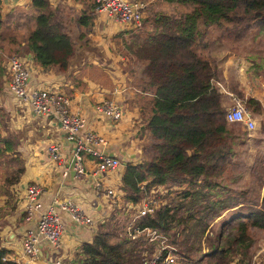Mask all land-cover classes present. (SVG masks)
Listing matches in <instances>:
<instances>
[{
    "label": "trees",
    "instance_id": "16d2710c",
    "mask_svg": "<svg viewBox=\"0 0 264 264\" xmlns=\"http://www.w3.org/2000/svg\"><path fill=\"white\" fill-rule=\"evenodd\" d=\"M79 2L82 8L76 23L88 29L94 17V0ZM163 2L177 10L154 14L151 32L130 40L135 59L143 62L146 78L139 106L145 118L141 131L148 143L143 147L147 150L144 160L125 164L117 188L131 205L151 187L166 190L161 204L137 218L134 225L164 236L175 248V264H228L236 257L246 263L252 249L249 230L264 231V208L257 203L261 186L264 200V164L255 171L257 188L252 197L233 192L224 182V175L232 177L231 168L237 164L235 147L241 138L233 135L235 125L224 120L226 107L215 84L222 81L217 65L221 61L216 63L209 49L221 44V37L232 35L236 43L245 37L264 52V0ZM64 28V15L48 0H30L25 7L5 14L0 8V83L2 77L7 78L4 56L30 54L38 67L64 71L74 53L73 41ZM23 30L26 37L21 45ZM244 104L250 112H260L258 101L246 98ZM261 125L264 130V118ZM3 128L0 125V146L8 149ZM22 171L17 166L0 178V192L7 203L12 197L9 186ZM11 204L7 213L14 210ZM233 207L229 220L222 221L217 230L210 228L212 219ZM115 214L98 224L91 240L74 248L62 263L149 264L143 252L149 254L156 243L149 242L144 233L128 235L124 230L127 218L122 212ZM7 253L0 246V264H18L2 260Z\"/></svg>",
    "mask_w": 264,
    "mask_h": 264
},
{
    "label": "crops",
    "instance_id": "0c3cea01",
    "mask_svg": "<svg viewBox=\"0 0 264 264\" xmlns=\"http://www.w3.org/2000/svg\"><path fill=\"white\" fill-rule=\"evenodd\" d=\"M29 1L24 0L23 3H19L18 0H0L1 12L5 14L13 8L25 7ZM152 1L141 0L144 4L143 17L141 25L137 29L127 28L119 22L108 19L102 13L97 14L96 12H94L92 25L88 29H83L76 23L78 13L82 8L79 0H48L58 13L61 12L62 16L64 15V30L74 44V53L68 60V66L64 71H59L57 67L43 69L36 65L30 54L21 56L31 71L30 84L58 85L61 92L69 98V109L78 111L84 116L86 129L96 132L104 139L105 142L100 146L101 152L104 155L118 157L123 165L125 163L136 164L144 160L145 150L143 147L146 140L141 128L145 118L144 112L139 106V99L144 94L141 90L146 78L142 73H139L140 68L143 67V62L135 59L132 51L134 49L133 43L130 40H138L151 32L153 15L158 13L157 11L153 14L147 13V6ZM25 34L24 32L19 36L21 45L25 40ZM5 58L4 56L2 62L4 69ZM229 63L227 59L219 64L223 67L222 73L219 72L218 74L219 81L225 82L228 77L237 79L234 72H231L233 68L224 72ZM251 69L253 76L247 80L246 98H252L260 104V100L255 94L264 97V75L260 73L263 66H253ZM255 73L256 76L254 77ZM136 76L140 79L136 80ZM2 78L0 109H4L8 116L7 130L4 127L2 133L8 138L6 142L10 145L9 148L12 147V150L7 152L9 148L5 149L6 145L0 146V150L3 151L0 155V178L11 173L17 166L23 168L19 179L9 186L12 195L9 200L15 206L12 212L7 213L12 204L7 203L6 197L0 192V212L3 213V216L7 215L4 218L0 216V246L10 251L19 247L20 227L23 220L21 219L22 212L18 207V200L23 195L25 185L37 183L41 186L43 192L40 199L44 207L55 200L71 201L77 204L86 216L94 218L98 213L108 210L105 207V199L102 194L93 188L95 181L102 183L103 186H111L119 181L122 172L117 173L119 175H100L93 179V162L86 158L82 161L85 170L83 179L75 178L69 166L66 177H61L59 169L55 168L49 160L46 147L52 143L59 144L62 155L69 160L71 155L70 142L62 138L54 121L42 117H38L41 120L38 119L37 121L35 116L30 114L26 105L17 104L7 93L5 89L6 79L2 80ZM219 91L221 92V103L224 105L225 99H229L228 96L231 93L229 90ZM102 98L114 99L120 105L123 114L121 119L113 125L106 123L107 121L95 114L92 109V104ZM16 108L23 109L25 113L23 118L20 115L15 117ZM250 113L254 121H256L259 113L264 118V111L261 112V104L259 113ZM31 119H34L32 120L33 123L25 126L29 124L27 122ZM38 124L39 127L33 131L27 130L19 141L12 137V132L8 129L11 126L13 129L21 131L22 128L27 129ZM242 129L244 130V128ZM15 157H17V161ZM228 185L231 187V184ZM262 196L263 194H261V198ZM129 205L131 204L125 203L121 194L117 207L110 209L106 221L116 213L112 211L113 209L118 213L122 212L126 218L130 217L133 210L129 208ZM234 209V207L229 208L219 216L231 214ZM14 217L19 219V223L14 229H11L10 223L13 222ZM59 217L64 230L61 242L55 249V254L61 262H64L70 258L74 248L76 249L81 243L91 240L97 225L73 224L64 212H60ZM6 230L9 233L6 241L3 242L2 233ZM261 240L264 239H260V245L254 248H252L253 243H251V254L245 264H264V255L259 257L260 253L264 254V243H261ZM17 252L18 250H14L12 253L17 255ZM150 253L147 255L149 256ZM40 254L39 261L41 263L49 262L55 257L51 255L47 245H41ZM237 259L238 257L233 258L229 262L236 261L243 264Z\"/></svg>",
    "mask_w": 264,
    "mask_h": 264
},
{
    "label": "built area",
    "instance_id": "2783aa9c",
    "mask_svg": "<svg viewBox=\"0 0 264 264\" xmlns=\"http://www.w3.org/2000/svg\"><path fill=\"white\" fill-rule=\"evenodd\" d=\"M23 1L18 0L19 3ZM143 7L141 0H94V12L102 13L108 19L130 29L140 27ZM4 63L7 73L5 82L7 93L17 104L26 105L31 115L54 121L62 138L71 144L69 160L62 155L59 144L52 143L46 147L48 158L55 168L59 169L61 177H66L68 166L72 161L71 171L74 177L83 179L85 170L82 161L86 158L93 162V179L100 175H119L117 173L123 171L124 165L118 157L104 155L101 152L100 146L105 142L104 139L96 132L86 129L84 116L78 111L69 109V98L61 92L58 85L30 84L31 71L23 58L9 56L5 58ZM92 109L95 114L107 121L106 123L112 125L119 121L123 114L118 103L108 98H102L92 104ZM224 119L227 123L240 124L246 131H251L255 126L252 114L236 99L226 108ZM117 182L111 186H103L102 183L95 181L93 188L102 194L108 210L98 213L94 218L86 216L79 206L71 201L55 200L44 207L40 199L43 192L41 186L37 183L25 185L23 195L18 200V207L23 217L19 247L8 251L2 260L18 264H63L55 254L64 230L59 213H66L70 221L76 225L94 226L104 223L110 209L117 207L118 199L122 194L117 188ZM162 190L164 194V188L151 187L135 205H129L133 213L127 218L124 228L131 237L144 233L149 242L156 243L149 256L146 251L143 252V255L148 257L149 264H175L177 259L175 248L164 236L154 230L134 225L137 218L151 213L161 204ZM112 211L116 212L115 209ZM8 233L7 230L3 231V242L6 241ZM41 245H47L51 255L55 256L49 262L39 261ZM14 250H18V256L12 253ZM228 264L239 263L232 261Z\"/></svg>",
    "mask_w": 264,
    "mask_h": 264
},
{
    "label": "rangeland",
    "instance_id": "374dc122",
    "mask_svg": "<svg viewBox=\"0 0 264 264\" xmlns=\"http://www.w3.org/2000/svg\"><path fill=\"white\" fill-rule=\"evenodd\" d=\"M152 3L153 5L151 6ZM151 4L147 6V13L153 14L154 12L157 11L158 13L170 14V13H174L177 10L175 5L173 4L168 5V3L163 2V0H153ZM24 32L25 31L23 30L22 33ZM213 34L216 35L215 32H213ZM220 41L221 44L212 47L211 50L209 49V52L211 53L212 58L214 60L216 59L215 60L216 63H219L220 61L223 62L228 59L230 63L224 72L230 71L233 68L231 72H234V76L237 77V79L228 77L227 80H225V82L220 81L215 84L219 88V90L221 91L229 90L231 93V95L228 96L229 99H225L224 106L226 107L230 106V103H232V101L234 100L233 98H235L236 100L240 101L243 104V106L246 108L244 104V100L246 99V91L248 85L247 80L249 77L253 76V72L251 69L253 66L254 67L259 65L263 66V70L260 73L264 75V53H261L262 51H259L257 47L252 46L250 44V41L245 37L242 39L243 42L241 43L239 42L236 43L232 35H230L229 37L226 36L221 37ZM243 45H246V47L244 48ZM253 47L254 49H252ZM8 53H10L11 55L13 54L11 52ZM249 54H255V55L251 56L250 58H246L245 56L246 55L248 56ZM217 65L219 68V72L222 73L223 67H221V65L219 64ZM142 70L143 67H141L139 70L140 74L142 73ZM255 76L256 73L254 77ZM137 79L140 78L136 76V80ZM238 92L241 93V95H239ZM262 92L263 91L261 90V93ZM255 95L260 100L261 112H263L264 97H261L259 94H255ZM246 110L249 111L248 108H246ZM17 115H20L23 118L25 116L23 109L16 108L15 117ZM7 118L8 116L5 110L0 109V119H1L0 125L4 126L6 130H7L6 125H8ZM256 118L257 119L255 121L254 129L248 132L244 131L241 128L240 124H236V123L234 124L235 126H234L233 135L236 136V138L237 137L241 138V140L237 142L234 153L235 155L233 158L237 162V164L234 166V169L231 168L232 177L230 175L227 176L224 175V182H227V184H231L233 192L237 194L243 193L242 195L246 197H252L253 194L256 192L255 188L257 187H256V180L254 174L256 169L257 171H259L258 167L261 164H264V133H263L264 130L262 129L263 125H261L263 117L259 113ZM35 119H37V121L38 119L41 120L38 117H35ZM32 120L34 119L29 120V122H27L29 124H26L25 126L32 124L33 123ZM37 127H39V124L32 125L27 129L22 128L21 131L13 129L11 126L8 129L10 130V132H12V137L16 141H19L20 137L24 136L27 130L33 131ZM147 143L148 141L144 142V145L146 146ZM262 189L263 186H261V189L258 192L257 203L258 205H262V207L264 208V200H262L261 198V194H263ZM161 194H163V190L161 191ZM22 218L23 217L21 215V219ZM229 218H230L229 214L218 216L209 222V226L213 230H217L219 224L224 220H229ZM18 223H19V219L14 217L13 222L10 223L11 229H14L16 227V224ZM249 234L252 238V243H253L252 248L256 247L257 245H260L259 244L260 239H264V237H261L264 235L263 230L250 229ZM261 243H264V240H261ZM262 255L264 254L260 253L259 257H262ZM195 256H197V254Z\"/></svg>",
    "mask_w": 264,
    "mask_h": 264
},
{
    "label": "water",
    "instance_id": "95a60500",
    "mask_svg": "<svg viewBox=\"0 0 264 264\" xmlns=\"http://www.w3.org/2000/svg\"><path fill=\"white\" fill-rule=\"evenodd\" d=\"M69 168H70V169L72 168V161H71L70 164H69Z\"/></svg>",
    "mask_w": 264,
    "mask_h": 264
},
{
    "label": "clouds",
    "instance_id": "9594fccd",
    "mask_svg": "<svg viewBox=\"0 0 264 264\" xmlns=\"http://www.w3.org/2000/svg\"><path fill=\"white\" fill-rule=\"evenodd\" d=\"M226 108H227V107H226ZM248 112H249V111H248ZM224 113H225V112H224ZM249 113H250V112H249ZM224 120H225V119H224ZM245 131H246V130H245ZM70 170H71V169H70ZM165 192H166V190H165ZM165 192H164V193H165Z\"/></svg>",
    "mask_w": 264,
    "mask_h": 264
}]
</instances>
